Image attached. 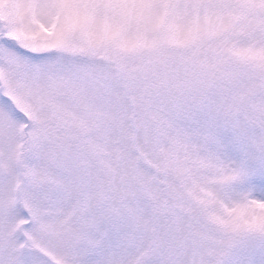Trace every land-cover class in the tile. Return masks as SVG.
Masks as SVG:
<instances>
[{
  "label": "snow or ice",
  "instance_id": "snow-or-ice-1",
  "mask_svg": "<svg viewBox=\"0 0 264 264\" xmlns=\"http://www.w3.org/2000/svg\"><path fill=\"white\" fill-rule=\"evenodd\" d=\"M0 264H264V0H0Z\"/></svg>",
  "mask_w": 264,
  "mask_h": 264
}]
</instances>
